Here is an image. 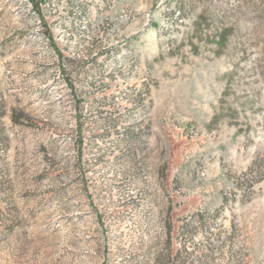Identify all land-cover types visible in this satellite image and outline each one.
I'll use <instances>...</instances> for the list:
<instances>
[{
	"label": "rangeland",
	"instance_id": "374dc122",
	"mask_svg": "<svg viewBox=\"0 0 264 264\" xmlns=\"http://www.w3.org/2000/svg\"><path fill=\"white\" fill-rule=\"evenodd\" d=\"M0 264H264V0H0Z\"/></svg>",
	"mask_w": 264,
	"mask_h": 264
}]
</instances>
